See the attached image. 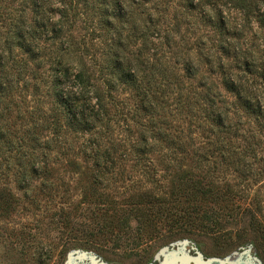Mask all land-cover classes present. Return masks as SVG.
<instances>
[{
    "label": "trees",
    "instance_id": "1",
    "mask_svg": "<svg viewBox=\"0 0 264 264\" xmlns=\"http://www.w3.org/2000/svg\"><path fill=\"white\" fill-rule=\"evenodd\" d=\"M23 2V16L15 19L13 31L0 46V90L14 75L10 72L17 70V80L25 90L32 89V97H39L41 108L32 132L20 143L0 129V156L25 197L38 182L48 198L58 197L54 166L77 165L71 155H82L92 166L94 184L107 190L125 182V166L130 163L152 191L144 194L143 202L123 205L117 211L141 216L140 233L155 227L156 216L170 218L169 235L159 243L196 235L197 218L190 216H200L201 209L180 207L175 192L171 200L167 198L164 176L158 177L152 159L153 155L167 158V168L173 167L170 164L181 154L183 142L168 118L180 117H189L213 137L209 142L213 154L196 153L197 169L213 173L208 179L215 177L222 164L232 167L242 182L250 177L254 183L264 179V160L258 162L264 151V0ZM27 11L33 22L28 23ZM81 19L87 20L89 40L99 42L101 50L96 54L74 39ZM15 50L23 57L15 55ZM213 76L220 85L209 82ZM47 102L50 108L46 109ZM48 130L51 137H41L40 131ZM210 156L220 161L211 162ZM186 181L204 199L223 196L210 187L212 180L206 181L208 187L202 181ZM242 187V192L249 189ZM245 203L244 198L238 200L228 215L257 216ZM59 209L57 216H70L66 208ZM250 223L252 228L244 237L264 258V225L258 218ZM200 226L215 231L221 222L203 217ZM97 234L65 238V253L76 247H98ZM123 236L133 238L123 231L116 246L123 243ZM44 255L41 251L37 264H48L50 252Z\"/></svg>",
    "mask_w": 264,
    "mask_h": 264
},
{
    "label": "rangeland",
    "instance_id": "2",
    "mask_svg": "<svg viewBox=\"0 0 264 264\" xmlns=\"http://www.w3.org/2000/svg\"><path fill=\"white\" fill-rule=\"evenodd\" d=\"M24 9L23 0H0V46L9 37L15 19L23 16ZM27 17L28 23L33 22L29 11ZM83 20L77 25L78 31L74 33V39L81 42L82 47L96 54L97 50H101L97 47L99 42L89 40V33L85 30L87 20ZM253 26L256 29V24ZM84 35L86 37L82 39ZM176 42L181 45V40L177 39ZM14 54L19 58L23 57L18 50H15ZM181 73L179 70L178 74ZM10 74L14 75L8 79L4 89L0 90V129L11 133V138L20 143L22 138L27 137L29 130L32 132L41 105L38 103V96L32 97V89L25 90L23 82L17 80V70H12ZM213 80L220 85L217 77H211L209 82ZM190 83L194 86L197 84L192 81ZM220 90L229 100H234L222 86ZM48 103L45 105L46 109L50 108ZM175 120L168 118V124L175 136L182 139L181 154L173 161L175 163L170 164V168L174 164L171 169L167 168V158L153 155L152 159L158 177L164 176V179H160L163 189L168 193L167 198L171 200V194L175 192L181 202L180 207L201 209L200 216H190L197 218L196 235L180 236L159 243V239L169 235L167 222L170 218L167 220V216H159L161 219H158L156 216L155 227L149 229V232L140 233L141 216L117 211V208L123 205L143 202L144 194L152 191V187L144 183L146 178L136 173L130 163L125 166V182L114 184L111 186L112 190H107L94 184L92 166L83 160L82 155H71V158L76 159L77 165L62 162L54 166L55 178L58 179L60 188L57 191L58 197L48 198V193H43L37 186L39 182L33 185L37 188L32 194L25 197L17 188V178L12 172L5 171L6 162L0 156V264H37L36 260L41 251L45 253L44 258L47 257L48 251L50 252L51 260L48 264H264L259 249L248 243L249 241L246 242L247 238L244 237L249 235L248 229L252 228L250 219L258 218L264 225V179L254 183L250 177L247 182H242L232 171V167L224 164L217 166L215 177L208 179L207 176L213 173H207V169H197L199 155L196 153L213 154L214 149L209 145L213 140L212 135L204 129H199L198 123L189 117ZM39 134L44 138L51 137L50 130L40 131ZM75 147L77 148V145ZM210 157L211 162L220 161L215 156ZM261 159L264 160V151L261 158L258 157V162ZM214 166L212 164V167ZM256 168L254 167L253 171H256ZM187 179L202 181L205 187L210 186L206 181L212 180L210 187L219 190L223 196L204 199L194 194L190 188L191 182L188 185ZM63 183L66 185L62 187ZM179 183L182 186L180 184L179 189H173ZM244 185L249 186L246 192H242ZM5 193L10 197H4ZM231 196H234L233 203L229 202ZM242 198L246 199L245 204H250L248 207L257 216L228 215L232 214L230 209ZM61 207L66 208L70 216H57ZM205 214L208 216H204ZM203 217L219 220L221 227H216L215 231L203 229L201 226L198 228ZM100 230L103 232L99 235L97 232ZM123 231L133 235V238L123 236V243L116 246L115 240ZM217 231H220V237L216 236ZM91 232L99 235L95 237L98 247H76L65 253L66 247L68 248L65 238L84 239Z\"/></svg>",
    "mask_w": 264,
    "mask_h": 264
}]
</instances>
